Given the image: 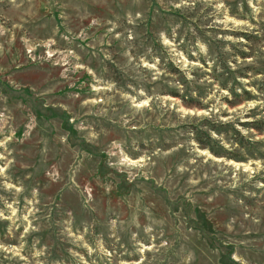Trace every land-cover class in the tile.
Instances as JSON below:
<instances>
[{"label": "rangeland", "instance_id": "rangeland-1", "mask_svg": "<svg viewBox=\"0 0 264 264\" xmlns=\"http://www.w3.org/2000/svg\"><path fill=\"white\" fill-rule=\"evenodd\" d=\"M0 264H264V0H0Z\"/></svg>", "mask_w": 264, "mask_h": 264}]
</instances>
